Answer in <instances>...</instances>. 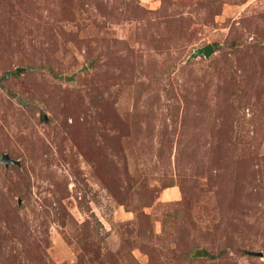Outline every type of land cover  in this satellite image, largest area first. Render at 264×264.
I'll return each instance as SVG.
<instances>
[{
	"label": "rangeland",
	"instance_id": "1",
	"mask_svg": "<svg viewBox=\"0 0 264 264\" xmlns=\"http://www.w3.org/2000/svg\"><path fill=\"white\" fill-rule=\"evenodd\" d=\"M0 264H264V0H0Z\"/></svg>",
	"mask_w": 264,
	"mask_h": 264
},
{
	"label": "water",
	"instance_id": "2",
	"mask_svg": "<svg viewBox=\"0 0 264 264\" xmlns=\"http://www.w3.org/2000/svg\"><path fill=\"white\" fill-rule=\"evenodd\" d=\"M215 48L212 44L207 45L206 47L197 49L194 54L192 55V58H198L201 55L206 56L207 58H210L212 54L214 53ZM2 162L6 164L7 166H10L12 164H19V161H14L9 155H3ZM258 255L262 256L263 253H259Z\"/></svg>",
	"mask_w": 264,
	"mask_h": 264
},
{
	"label": "trees",
	"instance_id": "3",
	"mask_svg": "<svg viewBox=\"0 0 264 264\" xmlns=\"http://www.w3.org/2000/svg\"><path fill=\"white\" fill-rule=\"evenodd\" d=\"M197 256V257H196ZM195 257L196 258H205V257H213L209 251H199Z\"/></svg>",
	"mask_w": 264,
	"mask_h": 264
}]
</instances>
